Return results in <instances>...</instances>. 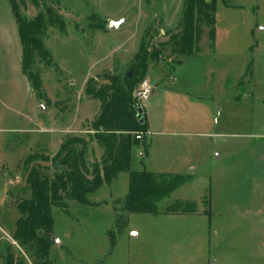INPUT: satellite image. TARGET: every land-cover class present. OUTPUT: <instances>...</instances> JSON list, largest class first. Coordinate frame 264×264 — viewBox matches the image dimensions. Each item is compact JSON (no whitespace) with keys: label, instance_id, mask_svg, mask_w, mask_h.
Masks as SVG:
<instances>
[{"label":"rangeland","instance_id":"obj_1","mask_svg":"<svg viewBox=\"0 0 264 264\" xmlns=\"http://www.w3.org/2000/svg\"><path fill=\"white\" fill-rule=\"evenodd\" d=\"M47 3L66 32H47L53 64L36 66L38 97L22 73L10 2L0 0V251L11 246L29 264L13 239L17 205L30 196L25 159L53 157L67 136H92L101 103L87 95L89 81L100 88L124 76L144 38L150 49L167 41L179 29L184 0ZM21 9L28 18L40 10L30 0ZM200 48L193 56L165 52L137 83L148 79L152 94L141 104L148 147L142 140L134 147L131 170L186 182L158 203V214H129L121 227L115 207L129 191L127 172L90 194L91 205L66 198L68 207L53 208L55 264H264V0H218L214 47L204 35ZM101 155L92 141L90 170ZM37 163L51 178L59 170ZM179 200L195 203L197 212L167 213Z\"/></svg>","mask_w":264,"mask_h":264},{"label":"trees","instance_id":"obj_2","mask_svg":"<svg viewBox=\"0 0 264 264\" xmlns=\"http://www.w3.org/2000/svg\"><path fill=\"white\" fill-rule=\"evenodd\" d=\"M30 1L40 8L34 18H28L21 9L27 0H9L22 47V72L40 97L43 86L36 66L39 62L46 66L53 64L52 54L45 45V37L51 27L66 32V24L47 0ZM217 1L184 0L179 29L170 33L167 41L150 49L143 39L130 67L134 73L132 77L127 75L128 72L124 76L113 75L109 77L110 82L100 88H95L93 82L89 81L87 95L101 103V111L91 125L92 136L88 139L67 136L53 157L43 152L27 156L24 165L28 169L26 183L30 196L17 205L20 217L15 221L13 239L25 251L30 264H55L56 257L51 253L54 246L51 237L55 225L53 208L68 207L66 198L82 206L91 205L88 198L90 194L104 184L111 185L120 173L127 172L129 191L124 198L116 201L115 207L117 224L121 227L125 225L129 214H158V203L186 182L187 177L183 175L131 170L133 148L141 142L136 138L138 134L143 135L142 143L148 147L144 112L138 114L137 109L142 106L135 99L134 93L138 81L147 73L149 62L165 58V52L175 57L196 55L201 50L200 43L204 35L210 47H214ZM141 117H144L143 124L140 123ZM92 141H96L102 149V155L99 162L91 164L90 170L87 154ZM39 161L51 162L58 167L53 178L47 173V167L37 163ZM88 173H91V177ZM166 212L195 213L197 205L179 200L169 204ZM109 235L114 246V231H110ZM0 258L4 264H29L23 255H16L11 246L4 253L0 251Z\"/></svg>","mask_w":264,"mask_h":264},{"label":"built area","instance_id":"obj_3","mask_svg":"<svg viewBox=\"0 0 264 264\" xmlns=\"http://www.w3.org/2000/svg\"><path fill=\"white\" fill-rule=\"evenodd\" d=\"M151 94H152V86L150 84V81L145 78L139 83L138 87L136 88L134 97L140 104H142L143 102L149 100ZM136 138L142 140L143 135L138 134Z\"/></svg>","mask_w":264,"mask_h":264},{"label":"water","instance_id":"obj_4","mask_svg":"<svg viewBox=\"0 0 264 264\" xmlns=\"http://www.w3.org/2000/svg\"><path fill=\"white\" fill-rule=\"evenodd\" d=\"M208 1H209V0H208ZM122 22H123V20H121V21H112V22L110 23V29H115V28H117ZM127 75H128L129 77H132V76H133V71L130 70V71L127 73ZM137 110H138V114H139V115H142L143 112H144V110H143L142 107H139ZM140 123H141V124L144 123V117H141V119H140ZM51 239H52L54 242H58V244L60 243V241L57 240L53 235H52Z\"/></svg>","mask_w":264,"mask_h":264},{"label":"crops","instance_id":"obj_5","mask_svg":"<svg viewBox=\"0 0 264 264\" xmlns=\"http://www.w3.org/2000/svg\"><path fill=\"white\" fill-rule=\"evenodd\" d=\"M17 25V24H16ZM17 33H18V29H17ZM18 37H19V35H18ZM19 41H20V39H19ZM22 69V68H21ZM23 73V72H22ZM24 75V74H23ZM25 76V75H24ZM134 149V148H133ZM141 155H143V154H141ZM133 158V157H132Z\"/></svg>","mask_w":264,"mask_h":264}]
</instances>
